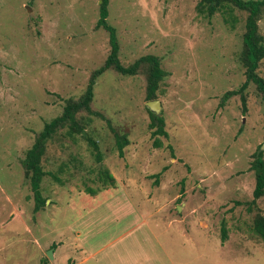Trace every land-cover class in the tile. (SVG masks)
<instances>
[{"label":"rangeland","instance_id":"obj_1","mask_svg":"<svg viewBox=\"0 0 264 264\" xmlns=\"http://www.w3.org/2000/svg\"><path fill=\"white\" fill-rule=\"evenodd\" d=\"M100 1L0 0V264H118L124 250L142 264H264L245 205L251 156L264 143V100L250 82L245 109L239 94L220 104L245 80L246 12L236 7L207 17L199 0H108L120 61L153 54L167 72L156 99L168 137L152 145L144 73L108 68L95 80L91 109L127 135L124 156L104 119L78 113L81 134L63 127L47 142V200L34 211L21 161L109 53L107 30L95 26ZM258 25L264 34V15ZM257 71L264 78V59ZM257 205L264 209V198Z\"/></svg>","mask_w":264,"mask_h":264},{"label":"trees","instance_id":"obj_2","mask_svg":"<svg viewBox=\"0 0 264 264\" xmlns=\"http://www.w3.org/2000/svg\"><path fill=\"white\" fill-rule=\"evenodd\" d=\"M107 6L108 0L100 1L99 17L95 25L96 27H103L108 32L110 50L107 57L99 67L95 68L90 73L84 92L78 98H66L62 112L44 123L43 128L37 132L32 145L26 150L25 156L21 161L24 169V176L28 179L32 191L34 211L41 209L46 204L47 200L41 192V181L46 174H50L44 170L42 165V158L46 151L47 142L57 130L63 127H68L69 134H81L85 125L78 120V113L84 111L104 119L109 129L113 132L118 156H124V147L129 143L127 135L117 132L111 126L109 119L105 118L101 112L91 109L96 78L108 68H112L123 75L144 73L146 78L147 99L152 100L156 99V91L159 84L167 75V72L161 67L160 58L153 54L141 55L127 65H124L120 61L118 57L119 45L116 31L107 22ZM233 7L246 12L244 31L242 33V50L239 56L245 69V80L238 88L225 91L221 97L220 104L222 105L228 97L239 94L245 109L246 95L244 90L248 87L250 82L255 84L261 98L264 100V78L259 75L257 71L261 61L264 59V34L259 30L258 25V21L264 15V0H199L196 8L198 13L210 17L219 10L226 8L232 9ZM148 112L151 118L149 128L152 129L151 134L154 137L152 145L154 147H161L162 141L159 139L158 135L168 137L164 118L163 116L155 115L150 110H148ZM82 136L85 137L84 134H82ZM88 140L96 160L101 161L102 153L99 150L97 141L91 138H88ZM167 147L172 149L170 144H168ZM263 153L264 150H261L260 146L252 153L249 167L253 171L255 184L252 191V199L245 202V205L248 212H254L251 230L264 245V209H259L257 205V200L264 198ZM104 174L109 182H115L114 176L108 170H104ZM157 175L158 174H155V176ZM220 231L221 241L224 242L227 238V228L224 222H222Z\"/></svg>","mask_w":264,"mask_h":264},{"label":"crops","instance_id":"obj_3","mask_svg":"<svg viewBox=\"0 0 264 264\" xmlns=\"http://www.w3.org/2000/svg\"><path fill=\"white\" fill-rule=\"evenodd\" d=\"M145 259L142 258H136V255H134L130 250H124L123 253L119 252L117 253V261L118 264H142Z\"/></svg>","mask_w":264,"mask_h":264},{"label":"water","instance_id":"obj_4","mask_svg":"<svg viewBox=\"0 0 264 264\" xmlns=\"http://www.w3.org/2000/svg\"><path fill=\"white\" fill-rule=\"evenodd\" d=\"M146 107L153 112L155 115L160 116L161 103L159 99H152L145 102ZM264 148V143L261 145V150ZM47 256L52 257L51 249L47 251Z\"/></svg>","mask_w":264,"mask_h":264}]
</instances>
